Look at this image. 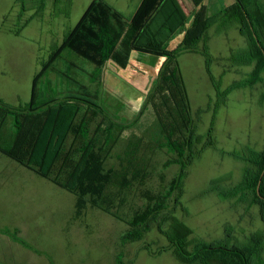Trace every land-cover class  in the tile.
<instances>
[{
  "label": "rangeland",
  "instance_id": "374dc122",
  "mask_svg": "<svg viewBox=\"0 0 264 264\" xmlns=\"http://www.w3.org/2000/svg\"><path fill=\"white\" fill-rule=\"evenodd\" d=\"M54 1L46 0L42 14L36 17V7L28 3L20 18V5L16 0H0V101L6 105L18 107L29 103L30 89L41 63L48 60L55 46H61L65 34L74 28L93 0H60L57 6ZM102 1L131 19L142 0ZM172 1L184 21L182 28L172 38L169 36L165 45L154 44L147 28L143 44L168 51L178 49L193 16L204 6L210 12L206 24L212 22L196 46L198 52H184L178 58L194 120V134L200 139L194 147L196 155L186 167L180 195L173 191L172 183L181 169L178 165L163 168L175 155L163 147L162 136L154 137L155 118L149 109L139 119L138 126L123 133L103 164L105 171L115 173L108 189L114 199L111 211L115 216L90 206L77 215L72 194L37 178L35 173L4 156L6 159L0 158V228L17 229L18 236L31 245L28 250L0 237L5 264H116L118 256L123 264H183L175 258L156 224L142 240L120 243L135 214L150 205L148 197L154 199L170 193L168 211H173L172 216L191 231L189 240L212 244L228 239L229 246H240L249 245L251 237L259 234L263 238L261 260L264 264V223L258 205L252 203L251 192L241 186L245 172L255 169L247 159L248 154L264 150V72L263 80L254 86L235 89L219 97L200 54L204 46L209 55L210 73L220 93L235 83H243L254 69V63L244 65L233 60L245 51L247 41L238 24L223 23L221 19L224 11L234 5V0H202L198 5L191 0ZM258 1L264 6V0ZM32 16L29 24L23 26ZM17 30L19 34L14 35ZM157 37L159 43L163 41L159 34ZM137 54L142 53L131 54L125 71L114 66L113 72L105 70L107 80L116 72L114 79L118 85L110 87L112 94L107 92L106 86L97 94L93 83L99 74L94 71V65L67 51L39 78L37 91L42 81L51 80L57 95L50 97L61 100L68 97L65 91L79 90L70 80H80L86 84L87 94L93 97L96 92L101 98V107L107 114L129 123L153 98L157 76L146 73L147 68L154 69L157 57ZM39 100L37 98V103ZM95 103L98 105L97 101ZM100 122L96 116L84 121L89 137ZM7 124L8 132L10 119ZM209 139L212 145L206 146ZM80 144L81 140L75 145L72 136L67 138L65 151L73 148L75 161ZM175 198L178 205H174ZM170 227L169 222L161 224L163 232Z\"/></svg>",
  "mask_w": 264,
  "mask_h": 264
},
{
  "label": "trees",
  "instance_id": "16d2710c",
  "mask_svg": "<svg viewBox=\"0 0 264 264\" xmlns=\"http://www.w3.org/2000/svg\"><path fill=\"white\" fill-rule=\"evenodd\" d=\"M191 1L198 5L202 0ZM54 2V6L60 4V0ZM16 3L20 5V18L26 12L28 3L36 7V17L42 14L46 0H16ZM157 14L164 21L171 38L184 24L177 7L170 0H142L131 19L125 18L102 0H93L74 28L65 34L61 46H55L48 60L41 63L40 72L32 83L29 103L11 107L0 101V154L72 194L76 200L77 215L90 206L115 216L111 211L114 199L108 191L115 173L111 170L105 171L103 164L123 133L138 126V121L146 109L151 110L155 118L152 129L154 137L162 136L163 147L175 155L163 164V168L178 165L181 169L179 177L173 180V191H177L179 195L182 191L186 167L196 155L194 147L200 139L194 134V120L178 57L184 52L196 51L205 29L212 22L206 24L209 19L208 8L202 7L193 16L182 45L174 51H168L142 43L147 28ZM32 19L33 16L25 20L23 26ZM221 19L223 23L238 24L247 41L245 51L234 56L233 60L244 65L254 63L249 78L220 93L219 86L210 73L209 55L204 46L200 54L205 59L206 73L218 96L223 98L232 90L254 86L263 80L264 6L258 0H234V5L224 11ZM19 32L17 30L14 35ZM64 51L93 64L98 74H101L107 62L125 70L133 52L164 58L152 90L153 98L146 102L144 111L142 109L131 122L126 123L107 114L103 107L96 105V97L87 93L77 95L78 93L70 92L66 95L68 97L61 100L50 97L54 94L40 97L37 81L61 59ZM37 98L42 100L37 103ZM94 116L99 117L101 122L93 136L89 137L90 133L84 121ZM78 118L80 119L77 122ZM8 119L10 126L7 132ZM69 136L73 137L75 145L81 140L77 161L72 157L73 148L69 147L70 152L65 151ZM211 145V140H207L206 146ZM247 159L255 169L245 172L241 186L245 191L251 192L252 203L258 205L264 223V150L259 153L250 152ZM171 194L154 199L149 196L150 205L135 214L128 223L127 232L120 238V243L124 245L142 240L153 224H156L158 232L168 241L175 258L183 264H262L263 238L259 234L251 237L249 245L240 246H229L228 239L212 244L189 240L191 231L172 216L173 211H168L166 204ZM177 198L174 205L179 204ZM162 222H169L170 229L163 232ZM116 264H123L120 256L116 258Z\"/></svg>",
  "mask_w": 264,
  "mask_h": 264
},
{
  "label": "crops",
  "instance_id": "0c3cea01",
  "mask_svg": "<svg viewBox=\"0 0 264 264\" xmlns=\"http://www.w3.org/2000/svg\"><path fill=\"white\" fill-rule=\"evenodd\" d=\"M172 3H173V1L172 0H170ZM174 4V3H173ZM136 8H137V6H136ZM135 8V9H136ZM192 8H190L189 9V11L191 10ZM209 14H210V12H209ZM29 24V23H28ZM27 24V25H28ZM26 25V26H27ZM148 33L151 35L150 37H151V39H152V42L155 44H163V45H165V41L167 40V38H169V36H170V34H169V32L167 31V28H166V25H165V23H164V21L162 20V18H161V16L159 15V14H157V16L154 18V22L150 25V27H149V29H148ZM164 33V34H163ZM158 34H159V37H162V42H160L159 43V41H157V39H159L157 36H158ZM153 35H154V37H153ZM158 42V43H157ZM136 55V54H135ZM135 55L133 56V58L135 57ZM137 55H140V56H146V57H151V58H153L152 56H149V55H146V54H137ZM180 56V55H179ZM154 58H156V57H154ZM179 58V57H178ZM157 59V62H156V66L154 67V69L152 70L151 69V67H149V68H147L148 69V71L146 70V73H148V74H151V73H153L154 74V76H156L157 75V68L159 69V67H160V65H161V63L163 62V58H161V59H163L162 61H160V58H156ZM112 66H114V67H116V68H118L117 66H115L114 64H112L111 62H107L106 64H105V68H104V70H102L100 73L101 74H99L98 75V80H96L95 79V81H94V87H96L97 88V94L99 93V90L101 89V87H107V92L110 94H112L113 92H112V90H110V87H115V86H117L118 84H117V82L115 81V79H114V77H115V74H116V72H114V77L112 76V74H111V76L109 77V80H107V76H106V72H105V70H108V69H110L111 70V72H113L112 71ZM94 71H95V69H94ZM123 71H125V70H123ZM48 72V71H47ZM156 72V73H155ZM37 73V72H36ZM36 73H34V75L36 74ZM81 75L83 74V72H79ZM78 73V74H79ZM47 74V73H46ZM34 75L32 76V79H33V77H34ZM80 75V76H81ZM83 77V76H82ZM71 79V78H70ZM103 80H104V82H103ZM111 82H113V85H109ZM46 83V84H45ZM51 83H52V81L51 80H46V81H42V86H41V89L38 91L39 92V94H41V95H45V94H55V92H54V89H53V87L51 86ZM70 83L72 84V86L74 85V86H77L78 87V91H65L67 94L68 93H70V92H73V93H78L77 95H80V94H83V93H86V88H87V86H86V84H83V82H81L80 80H77V81H74V80H70ZM109 83V84H108ZM67 84H69V82L67 81ZM109 88V89H108ZM60 93V92H59ZM96 94V92H94V97H96V100H97V103H98V105H100L101 106V104H100V102H101V98H98V95ZM29 97H31V89H30V93H29ZM28 102H25V104H27ZM24 104V105H25ZM110 107H111V105H110ZM0 158H2V159H6L2 154H0ZM3 162H5V161H3ZM20 166V165H19ZM21 167V166H20ZM25 170H27L26 168H24ZM27 171H29V170H27ZM30 172V171H29ZM33 175H35L34 173H33ZM37 178H39L37 175H35ZM0 237L1 238H5L9 243H11V244H15V245H17V246H21V247H23V248H26V249H28V250H31V248H30V244L29 243H27V242H25L21 237H19L18 236V230L17 229H13V230H11L10 228H8V227H1L0 228ZM34 253H36L37 254V252H34ZM0 264H5V262H4V252H3V247L1 246V243H0Z\"/></svg>",
  "mask_w": 264,
  "mask_h": 264
},
{
  "label": "water",
  "instance_id": "95a60500",
  "mask_svg": "<svg viewBox=\"0 0 264 264\" xmlns=\"http://www.w3.org/2000/svg\"><path fill=\"white\" fill-rule=\"evenodd\" d=\"M260 182V181H259ZM258 188H259V186H258ZM258 188H257V193H258Z\"/></svg>",
  "mask_w": 264,
  "mask_h": 264
}]
</instances>
